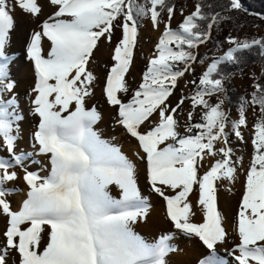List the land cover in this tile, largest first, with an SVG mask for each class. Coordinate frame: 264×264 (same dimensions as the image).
Here are the masks:
<instances>
[{
    "label": "snow or ice",
    "instance_id": "1",
    "mask_svg": "<svg viewBox=\"0 0 264 264\" xmlns=\"http://www.w3.org/2000/svg\"><path fill=\"white\" fill-rule=\"evenodd\" d=\"M233 13L258 15L242 0L200 2L187 15L175 0H0V152L7 154L0 156V264H179L170 258L183 252L180 240L204 249L196 264H264V83L257 79L253 91L239 98L233 119L224 107L232 102L231 74L223 68L239 64L253 48L264 56V37H229L225 54L188 82L195 92L181 93L175 104L170 99L179 81L195 73L198 49L211 41L214 26ZM18 14L34 25L24 47L32 77L25 100L35 122L30 152L17 151L28 119L12 71ZM177 14L182 21L173 27ZM145 20L161 35L133 86L129 77ZM104 46L110 61L101 75L94 65ZM98 88L112 112L113 131L135 141V159L116 137L105 139L97 130L104 119L93 103ZM249 109L253 153L244 167L231 137L244 140ZM26 160L38 170H29ZM140 164L172 225L153 242L135 231L151 211L139 186ZM241 174L238 243L228 248L218 192ZM20 181L26 199L14 207L9 197L17 189L10 185Z\"/></svg>",
    "mask_w": 264,
    "mask_h": 264
},
{
    "label": "bare ground",
    "instance_id": "2",
    "mask_svg": "<svg viewBox=\"0 0 264 264\" xmlns=\"http://www.w3.org/2000/svg\"><path fill=\"white\" fill-rule=\"evenodd\" d=\"M17 30L13 35V51L17 54L18 63L13 66V75L18 81V91L21 93L20 97V105L24 111V114L28 119L23 125L24 128V147L29 148V137L32 128L35 126L34 120L28 115V105L25 100V92L29 89V86L32 83L31 77V69L30 66L24 60V47L25 42L28 38V33L30 29L34 26L32 22L27 19L26 17L17 16ZM153 37L157 36L155 31H151ZM157 38V37H156ZM158 40V39H157ZM138 59V58H137ZM110 61V52L107 46H104L100 49L98 59L94 65V71L97 74H103L104 67ZM146 62L139 59L137 63L134 65V70H131L129 82L135 86L141 80L142 73L145 70ZM94 104L102 111L104 119L101 123H99L96 128L98 131H102L103 138L109 139L111 137H116L117 142L123 145V151L132 159H135L133 155L135 141H127L124 135L121 133L120 129L117 128L113 131L111 125L112 119V112L110 108L104 103V100L101 96L99 88L96 91V96L93 101ZM174 104V102L172 101ZM66 115V114H65ZM183 122V120H182ZM247 128H244L243 136L245 137V132ZM26 135V136H25ZM233 150L237 158L243 157L244 167H247L250 158L253 153V145L249 141H240L236 139L234 143ZM42 158L40 157V160ZM31 160H28L30 162ZM47 163H44V168L46 167ZM241 173H243V169H241ZM47 172H42V175H46ZM243 181L244 176L241 174L234 185H229L227 182L220 185V190L218 192V206L223 211L226 217V224L225 227L229 233V243L226 247L231 248L234 244L238 243L235 235V217L238 211V206L241 201V193L243 192ZM19 183H24L20 181ZM18 185V184H17ZM139 186L142 193L150 199L151 202V211L148 222L139 224L135 231L138 235L143 237L146 241L151 239H155L158 237V234L165 233L172 228V225L166 218V205L163 202L162 198L158 197L157 195L153 194L150 188L146 185L144 179V171H143V164L139 165ZM22 187V186H21ZM26 191L27 188L24 185ZM231 188V191L228 189ZM20 194V193H19ZM113 195H116L115 191ZM21 199L17 201V206L22 203L24 199H26V192L20 194ZM240 199V200H239ZM197 222L200 220L199 214L196 217ZM3 227L2 222H0V228ZM155 232H158L156 234ZM153 237V238H152ZM150 240V241H151ZM180 247L183 249V252L175 257H171L170 259H174L179 261V264H196V261L205 254L204 249L201 248L195 242H188L184 240L178 241ZM222 256L225 255L224 249H219ZM226 259H231L230 257L225 256Z\"/></svg>",
    "mask_w": 264,
    "mask_h": 264
},
{
    "label": "rangeland",
    "instance_id": "3",
    "mask_svg": "<svg viewBox=\"0 0 264 264\" xmlns=\"http://www.w3.org/2000/svg\"><path fill=\"white\" fill-rule=\"evenodd\" d=\"M199 1L200 0H195L191 3H187L185 0H181L180 4L184 9L185 15L194 11L195 5L199 3ZM181 21H182V17L179 14H177L173 19V27H177ZM151 31H155L157 33V36L153 37V34L151 33ZM118 34L119 33H117V35ZM160 35H161V32L154 30L151 23H149L147 20L142 22L140 34H139L138 47L136 49L135 64L137 63L139 59L147 63V59L151 57L152 50L154 49L156 43L158 42L157 39L159 38ZM229 37H235L240 40H245V39L250 40L253 38H261V37H264V28L255 26V25L241 27V26H237L235 23L231 21L221 22L219 25L214 26L211 41L208 42L206 45H201L198 49L199 57H198L197 63L194 65L195 73L186 74V77L179 81V88L174 94V97L170 98L174 102V104L176 103V99L180 96L181 93L185 95H190L195 92L196 90L195 86L188 82L192 80L198 81V78L202 75V73L207 69L208 65L212 62V59L225 54V52L227 51L229 47L227 43V40ZM199 59H204L205 62L201 64L199 63ZM132 70H134V67L132 68ZM262 74H263V66L261 64H257L253 68L235 75L232 78L230 83L236 88V90L239 93L246 96V95H249L253 91L252 85L256 82L257 79L260 80V78L262 77ZM186 84H187V87H185ZM228 88H229V85H228ZM19 95H21L20 92H19ZM211 101L213 104H215L217 102V99L213 97ZM188 107L189 106L186 104L185 112H187ZM224 107L225 109L231 110L232 118L235 119L236 118V108H231L228 103H226ZM247 115H248V127L244 134L245 135L244 139L245 141L251 142L253 138V134H254L253 132L254 117H253V113L251 109L248 110ZM183 119L184 118L181 117V120ZM196 119L199 120V110H197ZM236 139L237 138L234 135L231 137L232 148L234 146V143L236 142ZM23 145H24V139L21 140L19 143V147L17 149L18 152L20 151V149H23L28 152L31 151L30 147L26 148ZM6 155L7 154L5 152H0V156H6ZM36 159L40 160V157H36ZM25 164L29 168V170H38L37 165L33 164L32 161L28 162V160H26ZM45 166H46L45 169H47L48 165L46 164ZM17 170L19 171V169ZM17 184L10 185V187H15L17 189V192L9 197L14 207L17 206V201L21 199L20 194H23L24 192H26V189L24 185H22V183L18 182ZM155 233L158 234V232H155ZM159 235L160 234H158V236ZM150 240L151 239L147 240V242L154 241V239L151 241Z\"/></svg>",
    "mask_w": 264,
    "mask_h": 264
},
{
    "label": "trees",
    "instance_id": "4",
    "mask_svg": "<svg viewBox=\"0 0 264 264\" xmlns=\"http://www.w3.org/2000/svg\"><path fill=\"white\" fill-rule=\"evenodd\" d=\"M187 3H191L195 0H185ZM181 0H175V3L177 4V7L180 8ZM200 2L208 3L210 0H200ZM246 8L248 9L249 13H256L258 15H249L244 13H233L231 22L235 23L237 26H259L264 28V21H262L259 16L264 15V0H242ZM261 64L263 66V74L260 78L259 82L264 83V56L260 54V49L253 48L251 51L245 52L242 55L241 62L236 65H224L223 68L226 72L231 74V80L232 78L240 74L248 69L253 68L255 65ZM231 82V81H230ZM229 85V96L231 98V103H228L231 108H236V104L240 97L244 96L243 94L239 93L236 88L231 85ZM212 102V101H211Z\"/></svg>",
    "mask_w": 264,
    "mask_h": 264
}]
</instances>
